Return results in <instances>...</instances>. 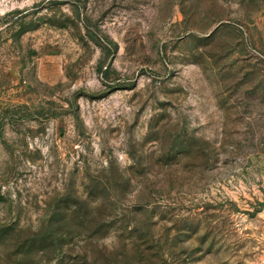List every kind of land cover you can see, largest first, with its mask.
<instances>
[{
	"label": "rangeland",
	"instance_id": "rangeland-1",
	"mask_svg": "<svg viewBox=\"0 0 264 264\" xmlns=\"http://www.w3.org/2000/svg\"><path fill=\"white\" fill-rule=\"evenodd\" d=\"M0 264H264V0H0Z\"/></svg>",
	"mask_w": 264,
	"mask_h": 264
}]
</instances>
